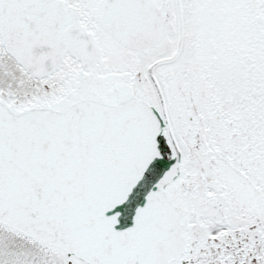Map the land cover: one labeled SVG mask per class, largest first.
Here are the masks:
<instances>
[{
    "label": "snow or ice",
    "instance_id": "snow-or-ice-1",
    "mask_svg": "<svg viewBox=\"0 0 264 264\" xmlns=\"http://www.w3.org/2000/svg\"><path fill=\"white\" fill-rule=\"evenodd\" d=\"M0 264H264V0H0Z\"/></svg>",
    "mask_w": 264,
    "mask_h": 264
}]
</instances>
